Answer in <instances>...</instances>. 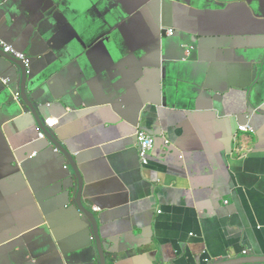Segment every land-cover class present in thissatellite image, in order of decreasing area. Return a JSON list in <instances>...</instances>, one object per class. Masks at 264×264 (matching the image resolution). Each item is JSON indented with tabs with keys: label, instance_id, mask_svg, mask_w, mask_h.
<instances>
[{
	"label": "crops",
	"instance_id": "0c3cea01",
	"mask_svg": "<svg viewBox=\"0 0 264 264\" xmlns=\"http://www.w3.org/2000/svg\"><path fill=\"white\" fill-rule=\"evenodd\" d=\"M0 36V264H264V0H0Z\"/></svg>",
	"mask_w": 264,
	"mask_h": 264
},
{
	"label": "built area",
	"instance_id": "2783aa9c",
	"mask_svg": "<svg viewBox=\"0 0 264 264\" xmlns=\"http://www.w3.org/2000/svg\"><path fill=\"white\" fill-rule=\"evenodd\" d=\"M167 33L169 35H173L175 33L174 30H167ZM0 46L3 48L4 52L14 56L15 58L23 61L26 65L30 64V59L25 55L24 53L16 50L12 45L6 43L2 36H0ZM5 82H8V79L4 80ZM16 98H19V94H15ZM58 123V119L55 117H49L46 119V124L49 127H54ZM239 130L240 131H247V130H252V127L247 123V124H241L239 125ZM41 136H43L42 133H40ZM136 139L138 143V150H139V155L144 164H146L149 160V154L150 151L154 145L155 138L153 135H151L149 132L138 129L136 131ZM95 210H98L97 207H95Z\"/></svg>",
	"mask_w": 264,
	"mask_h": 264
},
{
	"label": "water",
	"instance_id": "95a60500",
	"mask_svg": "<svg viewBox=\"0 0 264 264\" xmlns=\"http://www.w3.org/2000/svg\"><path fill=\"white\" fill-rule=\"evenodd\" d=\"M4 51V50H3ZM5 54H7V53H5ZM7 55H9V54H7ZM10 56H12V55H10ZM13 58H15L14 56H12ZM16 60H18L19 62H21L22 64H23V66H22V68H23V70L25 71V72H27L28 71V69L27 68H29L30 67V65H31V63L29 64V65H26L23 61H21V60H19V59H17V58H15ZM30 59V58H29ZM31 60V59H30ZM20 66V65H19ZM25 68V69H24ZM5 79H8V78H3L1 81L4 83V85H6V84H8V82H9V79H8V82H5L4 80ZM56 126H54V128H55ZM33 155L31 154V157H32Z\"/></svg>",
	"mask_w": 264,
	"mask_h": 264
}]
</instances>
